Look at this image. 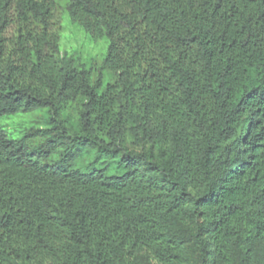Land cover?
<instances>
[{"label":"trees","instance_id":"1","mask_svg":"<svg viewBox=\"0 0 264 264\" xmlns=\"http://www.w3.org/2000/svg\"><path fill=\"white\" fill-rule=\"evenodd\" d=\"M12 4L0 120L46 117L0 122V264H264V0H64L107 42L98 65L61 48L45 0L14 3L8 51Z\"/></svg>","mask_w":264,"mask_h":264},{"label":"rangeland","instance_id":"2","mask_svg":"<svg viewBox=\"0 0 264 264\" xmlns=\"http://www.w3.org/2000/svg\"><path fill=\"white\" fill-rule=\"evenodd\" d=\"M9 7L7 20L2 29L8 51L15 45L17 35L23 29L24 24L21 20L18 11L15 8V2ZM40 1V0H39ZM45 3L50 7V13L47 15L48 30L54 35L60 36L61 48L77 57L83 62L92 65H98L104 55L107 47V42L104 39H96L87 34L77 23L72 22L64 10V0H45ZM35 27V26H32ZM108 86L115 89V75L109 71H105L103 79V88ZM77 109L75 104L70 105L65 113L72 125L77 121ZM46 117L45 111H36L29 114L17 115L9 118L1 119L0 122L11 131L13 134H20L23 130L30 127L41 126ZM125 144L130 149L141 150L139 146H135L130 137L125 134ZM89 161V156L81 158L80 164ZM192 259L189 262L182 264H194ZM123 264H160L152 255L146 251H140L134 255H130L124 259ZM196 264V263H195ZM232 264H238L232 262Z\"/></svg>","mask_w":264,"mask_h":264}]
</instances>
